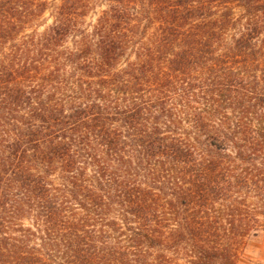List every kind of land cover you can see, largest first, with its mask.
Segmentation results:
<instances>
[{
	"label": "trees",
	"instance_id": "16d2710c",
	"mask_svg": "<svg viewBox=\"0 0 264 264\" xmlns=\"http://www.w3.org/2000/svg\"><path fill=\"white\" fill-rule=\"evenodd\" d=\"M261 230L264 0H0V264H234Z\"/></svg>",
	"mask_w": 264,
	"mask_h": 264
},
{
	"label": "rangeland",
	"instance_id": "374dc122",
	"mask_svg": "<svg viewBox=\"0 0 264 264\" xmlns=\"http://www.w3.org/2000/svg\"><path fill=\"white\" fill-rule=\"evenodd\" d=\"M58 0H55L57 2ZM105 4L97 3L95 7H93L92 11L85 18L86 22H91L93 20V16L95 12L100 11L104 8ZM43 21V22H42ZM42 22L40 26V30L51 22V18L49 16V12L45 11L42 15ZM150 253L149 260L152 263L158 264L160 260H156L154 262V257L159 255L160 253L165 254L163 258L164 262L161 264H188L190 260V252H148ZM234 255V264H264V230H261L255 236H250L246 239L244 245L240 249L239 252H231ZM154 256V257H153ZM151 264V263H149Z\"/></svg>",
	"mask_w": 264,
	"mask_h": 264
}]
</instances>
